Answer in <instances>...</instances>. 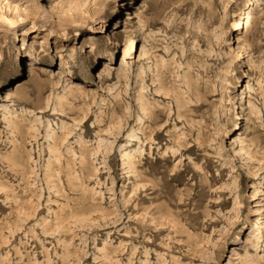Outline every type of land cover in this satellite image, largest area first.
I'll return each instance as SVG.
<instances>
[{"label": "rangeland", "instance_id": "1", "mask_svg": "<svg viewBox=\"0 0 264 264\" xmlns=\"http://www.w3.org/2000/svg\"><path fill=\"white\" fill-rule=\"evenodd\" d=\"M0 264H264V0H0Z\"/></svg>", "mask_w": 264, "mask_h": 264}, {"label": "bare ground", "instance_id": "2", "mask_svg": "<svg viewBox=\"0 0 264 264\" xmlns=\"http://www.w3.org/2000/svg\"><path fill=\"white\" fill-rule=\"evenodd\" d=\"M78 6V5H77ZM140 16V15H139ZM246 25L247 26H249L253 21H254V17H253V15H252V13L251 12H249L248 13V15H247V17H246ZM36 40L38 41L37 43H39V46L41 47V48H43V54L46 52V50H47V47L49 46V42L47 41V38L45 37V38H42V39H37L36 38ZM92 43V42H91ZM94 43V42H93ZM77 45H78V43H75V42H73L72 44H70L69 45V47H70V49H68L67 51H68V53H66V57H75L76 56V54H77ZM91 45H93V44H91ZM133 45H135L134 44V42H133V40L131 39L130 40V43H129V45H128V47H127V49H126V55L132 50V48L134 47ZM80 47V49L81 50H83V48H84V45L82 44V45H80L79 46ZM36 48V47H35ZM36 49H39V48H36ZM102 50H103V52H105L106 54H111V51H110V47L108 46V45H106V44H103L102 45V48H101ZM41 53V52H40ZM125 59V58H124ZM123 59V60H124ZM18 60V59H17ZM64 62L66 63L67 62V59L65 58L64 59ZM30 72H29V75L30 76H32L33 77V80H34V78H36L38 75H42L43 73H44V69L42 68V67H40V65H38V64H33V65H31L30 66ZM91 71V70H90ZM91 73V72H90ZM89 73V74H90ZM88 74V75H89ZM36 85V84H35ZM26 88V86L24 85H21L20 86V88H19V90H22V89H25ZM245 105H247L246 104V102H245V104L244 103H242V109H244L245 108ZM246 112V111H245ZM241 115H242V113H241ZM131 158H132V155L128 152V151H125L124 153H123V159L126 161V163L127 162H130V160H131ZM258 220V219H257ZM260 221V220H259Z\"/></svg>", "mask_w": 264, "mask_h": 264}]
</instances>
